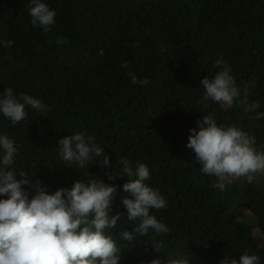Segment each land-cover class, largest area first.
Instances as JSON below:
<instances>
[{
    "label": "trees",
    "instance_id": "1",
    "mask_svg": "<svg viewBox=\"0 0 264 264\" xmlns=\"http://www.w3.org/2000/svg\"><path fill=\"white\" fill-rule=\"evenodd\" d=\"M56 12L45 32L31 23V0H0V94L39 98L44 112L26 106L15 126L0 113V135L15 141L9 170L28 173L49 193L91 178L118 185L111 215L121 219L106 230L121 249L119 264H150L156 258L188 257L190 264H220L247 252L264 264V173L222 181L203 174L186 147L192 128L205 115L218 125L237 126L264 147V0H42ZM5 41H12L5 47ZM102 52V54H101ZM223 57L248 103L222 106L205 99L200 81L214 78ZM127 62L128 67L121 65ZM134 73L141 86L131 82ZM82 132L104 149L111 167L93 158L83 169L61 159L59 139ZM135 169L149 167L148 185L167 206L150 214L168 233L120 237L131 231L121 199L128 178L119 159ZM32 195L31 185L22 186ZM7 197L0 196V199ZM31 198V196H30Z\"/></svg>",
    "mask_w": 264,
    "mask_h": 264
},
{
    "label": "clouds",
    "instance_id": "2",
    "mask_svg": "<svg viewBox=\"0 0 264 264\" xmlns=\"http://www.w3.org/2000/svg\"><path fill=\"white\" fill-rule=\"evenodd\" d=\"M29 14L32 25L42 27L45 32L55 23L56 12L42 0H31ZM3 43L5 47L13 44L12 41ZM215 66L220 70L214 78L205 77L200 81L205 99L211 98L229 107L239 100L246 111L259 107L257 103H248L246 92L241 99L231 67L223 57L215 61ZM121 67L127 68V62ZM128 75L132 83L141 86L150 83L147 78L139 80L132 72ZM26 106L40 112L47 107L34 96L15 95L11 87L0 94V113L14 126L26 118ZM256 118H264V113H258ZM190 133L186 147L195 153L194 159L202 173L217 178L214 187L223 190L222 181L230 178L243 177L252 183L256 173H264V147L257 149L254 138L237 126L218 125L211 115H205ZM58 144L61 159L66 163L75 162L83 169L93 158L102 157L99 159L102 169L111 167L104 149L82 132L63 137ZM16 153L15 141L0 135V196L7 197L0 199V264H119L121 249L106 233L121 219L119 212L111 215L119 186L97 178L87 182L77 179L71 188L49 193L40 182L33 183L28 173L21 172L22 178L17 179L15 171L9 170ZM118 163L122 165L121 171L109 173V179L128 178L123 184L127 195L121 203L127 209V220L135 222V227L122 231L120 237L130 242L137 235L154 233L151 245L157 253L162 252L163 242L156 241L155 236L168 233L169 228L150 214V210L165 208L167 202L159 190L146 183L151 175L146 164L138 163L133 169L126 158H120ZM25 185H31L35 194L26 191L22 187ZM150 264H190V261L188 257L179 256L166 262L156 258ZM220 264H260V258L245 252L238 260L226 256Z\"/></svg>",
    "mask_w": 264,
    "mask_h": 264
}]
</instances>
